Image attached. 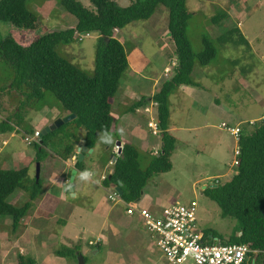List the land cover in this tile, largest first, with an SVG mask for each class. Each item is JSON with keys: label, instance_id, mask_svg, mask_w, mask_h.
I'll use <instances>...</instances> for the list:
<instances>
[{"label": "trees", "instance_id": "1", "mask_svg": "<svg viewBox=\"0 0 264 264\" xmlns=\"http://www.w3.org/2000/svg\"><path fill=\"white\" fill-rule=\"evenodd\" d=\"M186 1L130 0L128 5L121 6L116 0H88L91 7L87 8L80 0H58L66 12L75 16L74 27L35 35L28 44H21L11 33L7 34L0 41V59L12 74L0 86V95L16 92L18 105L15 111L0 120V133L10 134L23 129L25 134L33 135L35 130L23 128L26 112L40 111L48 91L65 111L75 113V118L30 143L36 150L35 162L47 156V147L64 160L74 156L80 128L84 129L85 146L94 147L97 133L110 132L112 100L129 67L124 46L113 36V30L122 29L137 20H146L158 5H163L168 13L167 30L175 46L177 66L152 96L157 101L156 118L162 142L160 152L152 155L143 169L136 146L124 143L111 165L112 172L102 179L104 187H119L120 197L125 202H137L149 178L172 167L170 157L176 140L167 131L170 94L182 84L197 85L191 77L193 67L209 64L216 54L215 45L206 38L204 48L199 52L193 51L186 32L191 16ZM0 20L20 31L34 30L43 25L41 16L28 7V0H0ZM81 32L97 34L91 75L56 50L59 44H69L79 38ZM216 41L249 46L237 25L219 34ZM238 146V163L231 179L222 184L214 182L215 185L206 186L203 192L218 205L223 217L237 220L236 231L239 234L229 235L228 241L216 233L212 236L223 243L247 244L257 252L251 253L245 264H264V120L251 132L244 131L242 127ZM74 163L77 169L84 170L83 160L78 161L76 157ZM16 190H22L25 195V200L19 205L8 202V197ZM42 194V179L31 176L28 166L17 169L0 167V217L11 219L13 232L32 209L34 200ZM94 247L100 248V245ZM55 253L76 258L80 253L79 245H64ZM16 264L36 262L29 255L18 252Z\"/></svg>", "mask_w": 264, "mask_h": 264}, {"label": "rangeland", "instance_id": "2", "mask_svg": "<svg viewBox=\"0 0 264 264\" xmlns=\"http://www.w3.org/2000/svg\"><path fill=\"white\" fill-rule=\"evenodd\" d=\"M80 1L85 7H91L88 0ZM116 1L121 6L130 3V0ZM186 6L191 13L186 32L193 51L199 52L204 48V38L212 42L216 48L215 57L209 64L205 66L196 64L195 66L203 68V73L207 74V79L203 77L201 83L208 88V95L211 96L217 106L214 108L212 117L211 115L198 117L192 113V110L186 113L188 115H183V110L189 107L184 105L185 102L182 103L181 95H176L173 105H171L172 122L186 124L192 129L182 132L184 137L175 142L177 149L170 157L171 169L167 172L154 174L149 178L136 206L152 209L154 206L165 204V202L166 205L175 201L186 204L195 200L197 203V228L202 230L206 236L207 233H216L218 237H224L234 232L235 234L238 233L236 231L238 222L232 217H223L218 205L204 194L202 187L215 185L214 182L225 183L231 179L235 172V166L232 165L235 139L226 128L235 126L236 122L240 120L255 119L256 122L253 125H249L246 123L247 121H244L239 126L241 129L244 127V131L251 132L255 125L260 122L262 114H264V0H187ZM28 7L41 16L43 25L25 33L18 30L14 25L0 20V41L11 33L21 44H28L35 35L43 34L51 29L71 27L75 23V16L66 12L58 0H28ZM232 7L236 8L237 16L231 13ZM167 14V9L163 5H158L150 18L131 22L122 28V34L117 36L122 39L121 43L124 46L130 65L134 64L144 72H155V69H157V72L162 71L163 61L159 59L158 62V57H160L158 53L159 50L167 54L169 52L162 46V43L166 40L162 30L164 29L163 32H165L167 29ZM216 19L220 20L217 21ZM236 25L249 46L244 44H221L216 41L219 34ZM94 35V33L84 34L81 32L79 38H75L69 44H59L56 50L61 56L91 75L96 41ZM154 59L157 62H154ZM165 60L169 62L167 59ZM126 73H128V69ZM126 73L120 81L114 99L113 107L115 110H112L114 117L123 106L121 103L118 104V93L121 91ZM11 74L12 70H9L7 65L0 59V86H3L6 78L10 77ZM45 93V104L41 109L47 110V112L45 114L35 110L26 112L24 129L41 130L46 124L64 114L65 110L60 102L50 92L46 91ZM17 97V93L14 91L0 95V119H2L1 116L5 117L16 110ZM174 102L177 104L176 107ZM203 120L209 122L207 127L194 128V126H200ZM79 131L84 134L83 128ZM26 135L24 130L20 129L15 137L11 139L10 144L15 141L19 142L32 151L33 156H35L36 150L33 145H28L23 140ZM150 136L149 134L146 137L149 141L152 139ZM120 139L122 137L119 132L116 134L97 133L95 150L88 163L92 160L101 162L109 160L111 153L106 149V146L111 147ZM109 140L110 142H108ZM127 142L136 146L139 152L140 167L146 168L153 155L150 152L148 143H138V141H132L131 139H128ZM46 154L48 156L55 153L50 147H47ZM1 159L2 155H0V167H2ZM46 161L48 160L41 162L40 165L41 178L45 174L44 167L48 163ZM21 166L22 164H18V166L7 165V167L14 169ZM90 167L96 169L94 165ZM94 178H99V172L94 175ZM68 189L69 183L65 192ZM106 189L109 188L91 183V186L75 198L76 205L81 209L79 212L84 211V209L86 212L76 215L74 232L85 244L88 240H92L91 243L89 241L90 245L94 244L97 238L102 219L100 212L97 210L99 209V202L103 205L108 202ZM19 191L13 192L8 197V202L14 205L21 204L25 199L19 201L17 198ZM127 217L129 220L132 219L137 222L136 229L144 237L147 253L154 254L161 260V263L167 264L160 250L154 245V238L151 233L142 226L140 221L138 222L137 216L129 215ZM4 218L6 217H0V236L3 234L5 237L10 238L13 233L11 223L3 226ZM51 228L53 231L63 229L59 223H54V227ZM34 238L35 241H38L39 234ZM25 242L29 243L28 240ZM112 242V240L102 242L104 248L92 256L84 251L85 264H103L106 250H108L105 246H110L113 249ZM65 244L67 245V243H55L53 248L56 250ZM26 246L29 249V246ZM49 246L51 249L53 244ZM58 257L62 259L59 264H62V261L64 264H78L77 257Z\"/></svg>", "mask_w": 264, "mask_h": 264}, {"label": "crops", "instance_id": "3", "mask_svg": "<svg viewBox=\"0 0 264 264\" xmlns=\"http://www.w3.org/2000/svg\"><path fill=\"white\" fill-rule=\"evenodd\" d=\"M234 7L231 8V13L237 16L238 12ZM75 24L76 19L75 23H73L71 27H74ZM60 29L66 28H57L51 30ZM163 31L164 29L162 30V33L165 34L166 40L162 43V46H164L165 50H169V52L168 54L160 52V50L159 53L157 52L160 56L158 57V62L159 59L163 61L162 71L157 72V69L154 68L155 72H144L138 66H135L134 64L130 65L127 59L129 65L128 73H126L124 82H122L121 91L118 93V104L121 103L123 104V106L121 110L116 113L115 117L112 114V110H115L113 107V103L116 95L112 100L111 106V115L113 116V123L111 125L109 133L116 134L117 132H119L121 134L122 139L117 140L120 141L121 146L124 143H129L127 142L128 139H131L132 141H138V143H148V146L150 147V152L153 153V155H157L160 152L162 142L161 131H159L157 134H153L151 132V128L148 125V122L151 119H154V121L157 122V108H151L150 101H152V96L159 87V84L163 80L169 78L173 74V71L177 66V60L174 53V43L170 38L168 30L166 29L165 32ZM24 32L28 33V30H25ZM94 34V37L96 39L97 34ZM121 34L122 29H115L113 31V36L116 37L120 42L122 39L117 35ZM165 59H167L169 62H167ZM154 62L157 61L154 59ZM167 69L168 71H166ZM191 77L197 83V85L182 84L178 87L177 91L173 92L169 96L170 112L167 131L175 137L176 141L184 137L182 132L192 129L186 124H175L172 122L171 105H173V101L174 98H176V95H181L182 103L185 102L184 105L189 107H185L186 109L183 110V115H188L186 113L192 110V113L198 117H207L210 115L212 117V114L214 113V108L215 106H217L215 105V102L211 98V96L208 95V88L201 83V79H203V77L207 79V74L203 73V68H198L195 66L192 70ZM174 104L176 107L177 104L175 102ZM146 107L149 108L148 111H145ZM40 112L45 114L47 110L44 111L41 109ZM67 113H69V111H65L64 114L60 117H63ZM263 115L264 114H262V116ZM1 118L3 119L4 116H1ZM244 121H237L236 125ZM208 125L209 122L203 120L200 126H194V128L207 127ZM34 130L36 131L39 129ZM16 134L17 131H14L10 134L0 133V155H2L1 166L5 169H9V167H7V165L9 164H12L14 166L22 164L21 167H29V174L33 176L36 166L34 160L35 156H33L32 151L28 150L19 142L15 141L10 144L11 139H13ZM78 134L80 136V139L75 145L74 156L64 160L55 154L48 155L46 158L39 162L40 176L41 162L48 160L46 161L48 163H46L44 167V177L41 178L42 185L44 188L43 195L41 198L34 200L32 209L20 221L17 230L14 232L12 231L13 233L10 238H7L5 237V235L1 234L0 264H16L18 252L25 255H29L35 260L36 264H59L62 259L58 257L59 255H56V253H54L55 248L53 247L55 243H67V245L65 244L66 246L78 244L80 251L79 254H82L85 258L84 251L91 253L92 256L97 253L100 249L104 248L101 243L107 240L113 241L111 244L113 249H111L110 246H105L108 250H106L103 264H163L157 256H155L154 254L147 253L144 245V237L143 235L141 236L140 232H138L136 229L137 222H134L132 219H128L127 216L129 215L125 213L124 204L121 202L113 203L108 197H106L108 200L106 204L103 205L101 202H99V209L97 211L100 212V216L102 217V219L97 238L95 239V243L90 245L89 241L92 240H88L86 242L87 244H85V242L78 238L76 232H74V229L76 228V215H80L81 213L84 214V212H86L85 209L84 211L79 212V210L81 209H79L80 207L76 205L75 198L80 193H83L87 187L91 186V183H96L97 185L104 187L102 185V179L108 172H111L112 170V154H116L115 147H117L116 142L111 147L106 146V149L109 150L111 153L107 163H105V161L101 162L95 160H92L90 163H88V161L91 159V155L95 150V146L90 148L91 151L87 152V157H83L84 170H79L74 165L75 159L77 157L76 148L80 141H84V138L81 131H78ZM149 134L151 135L150 138H152L151 141L146 139ZM29 137L30 135H26L23 137V140H25V143L28 145H30L28 141ZM157 138H159V140H157ZM176 149L177 146L173 151L174 153ZM92 165H94L96 169L90 167ZM73 169H75L76 171L72 181L73 189L72 191L68 189L69 191L66 190L65 192L66 186L70 182L71 171ZM85 171L91 173V176L86 180L81 178V174ZM98 172L99 178L95 179L94 175ZM113 187L114 186L107 187L109 188L108 190L106 189L107 195ZM17 198L19 199V201L25 199V195L22 190L17 193ZM140 198L137 201H140ZM164 205H166V202L161 206H154L152 209H160ZM3 221V226H6L11 223V219L8 217L4 218ZM54 223L61 224L63 229L61 231H53L51 227H54ZM38 234L39 239L38 241H35L34 237H36ZM236 234H239V232ZM207 237L212 238V233H208ZM226 237L229 236L225 235L223 238L226 239ZM27 240L30 244L25 242ZM52 244L53 246L50 249L49 245ZM96 244H99L100 248H95L94 246ZM26 245L29 246V249ZM85 245H87L88 247ZM93 248L94 250H96L95 253H93ZM62 264H64L63 261Z\"/></svg>", "mask_w": 264, "mask_h": 264}, {"label": "built area", "instance_id": "4", "mask_svg": "<svg viewBox=\"0 0 264 264\" xmlns=\"http://www.w3.org/2000/svg\"><path fill=\"white\" fill-rule=\"evenodd\" d=\"M150 107L157 108V101L152 99ZM148 110L146 107L145 111ZM263 120L264 115L260 118V121ZM255 122V119H251L246 123L253 125ZM148 125L153 134L160 131L154 119H151ZM239 126L240 124H237L226 128L235 139L233 165L238 163V141L241 132ZM38 136L39 130H36L30 135L29 143L37 141ZM117 152L118 147H115V153ZM107 197L113 203H123L127 215L137 216L142 226L151 233L154 245L160 250L167 264H245L250 254L257 252L245 243H223L218 238L207 237L196 226L195 200L186 204L175 201L160 209H145L137 207V202L129 203L122 200L115 187Z\"/></svg>", "mask_w": 264, "mask_h": 264}, {"label": "water", "instance_id": "5", "mask_svg": "<svg viewBox=\"0 0 264 264\" xmlns=\"http://www.w3.org/2000/svg\"><path fill=\"white\" fill-rule=\"evenodd\" d=\"M75 118V113L69 112L66 115H64L63 117H59L56 118L55 120H53L52 122H50L49 124H47L46 126H44L40 131L39 134L41 135H45L47 133H49L50 131H53L54 129L58 128L59 126H61L63 123L68 122L72 119ZM116 145L118 147V152L114 155L112 154V161H115L116 157L119 155L120 151H121V145H120V141H116ZM77 160L81 161L83 159V157H87V152L91 151L90 148H87V146L84 145V141H80L77 148ZM75 169H73L71 171V176H70V182H69V190L72 191L73 189V177L75 174ZM112 172V170H111ZM110 172V173H111ZM35 177L38 178L39 177V162H36V166H35ZM205 186L202 187V189H204ZM115 189L117 190V192L119 194H121V190L119 189V187H115ZM226 240H229V237H226ZM96 250H93V253H95ZM89 255H91V253H89ZM77 259H78V264H84L85 263V259L84 256L82 254L77 255Z\"/></svg>", "mask_w": 264, "mask_h": 264}, {"label": "clouds", "instance_id": "6", "mask_svg": "<svg viewBox=\"0 0 264 264\" xmlns=\"http://www.w3.org/2000/svg\"><path fill=\"white\" fill-rule=\"evenodd\" d=\"M108 142H110V140ZM90 176H91V173L88 171H85L84 173L81 174V178L85 180L88 179Z\"/></svg>", "mask_w": 264, "mask_h": 264}, {"label": "flooded vegetation", "instance_id": "7", "mask_svg": "<svg viewBox=\"0 0 264 264\" xmlns=\"http://www.w3.org/2000/svg\"><path fill=\"white\" fill-rule=\"evenodd\" d=\"M214 185V184H213ZM210 186H212V185H210Z\"/></svg>", "mask_w": 264, "mask_h": 264}]
</instances>
